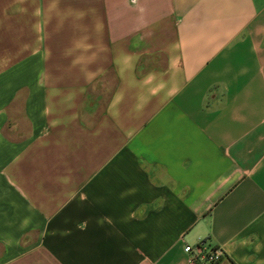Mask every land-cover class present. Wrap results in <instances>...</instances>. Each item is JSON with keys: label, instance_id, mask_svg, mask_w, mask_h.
<instances>
[{"label": "crops", "instance_id": "0c3cea01", "mask_svg": "<svg viewBox=\"0 0 264 264\" xmlns=\"http://www.w3.org/2000/svg\"><path fill=\"white\" fill-rule=\"evenodd\" d=\"M264 264V0H0V264Z\"/></svg>", "mask_w": 264, "mask_h": 264}, {"label": "built area", "instance_id": "2783aa9c", "mask_svg": "<svg viewBox=\"0 0 264 264\" xmlns=\"http://www.w3.org/2000/svg\"><path fill=\"white\" fill-rule=\"evenodd\" d=\"M183 249L193 264H216L224 255L220 246L212 245L205 240L196 244H184Z\"/></svg>", "mask_w": 264, "mask_h": 264}]
</instances>
